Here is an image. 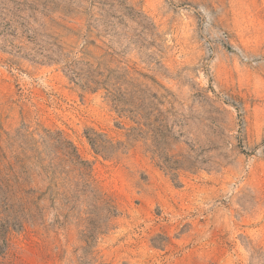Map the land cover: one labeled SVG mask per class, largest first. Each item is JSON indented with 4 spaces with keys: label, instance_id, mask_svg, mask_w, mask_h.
<instances>
[{
    "label": "rangeland",
    "instance_id": "rangeland-1",
    "mask_svg": "<svg viewBox=\"0 0 264 264\" xmlns=\"http://www.w3.org/2000/svg\"><path fill=\"white\" fill-rule=\"evenodd\" d=\"M59 139L103 232L39 176ZM0 264H264V0H0Z\"/></svg>",
    "mask_w": 264,
    "mask_h": 264
},
{
    "label": "trees",
    "instance_id": "trees-1",
    "mask_svg": "<svg viewBox=\"0 0 264 264\" xmlns=\"http://www.w3.org/2000/svg\"><path fill=\"white\" fill-rule=\"evenodd\" d=\"M111 94V101L114 104V108L122 116H126L131 120L135 121L136 124L142 125V121L145 123L143 126L149 130L152 126L151 123H158V118L155 117L153 113H148L146 111H140V107L133 101L131 97L125 96L119 92L109 91ZM139 110V111H138ZM162 127V126H161ZM142 129V128H141ZM89 140L97 153L105 154L110 150V145L108 141L99 140L97 138L89 137ZM54 157L43 158L40 154L38 155L39 168L41 169V175L49 181V189L52 191L55 201L56 196H64L67 205L71 204L73 206H78L83 202L86 207H88L93 212H101L102 215H94V218L90 219V224L92 228L90 231L92 233L103 232L106 227H109L113 220L118 217L117 206L115 202L102 194L97 190L93 184L92 175L90 167L79 155L77 149L69 142L59 139L56 141ZM46 164V165H45ZM65 175L71 185L64 186L65 181L62 180V176ZM21 188V192L26 194V197L21 199L26 205H33L37 203L35 200H42V197H37L36 190H25L22 186L23 183L20 182V178L15 176V183ZM9 186V184H8ZM64 188V192L59 194L61 188ZM12 191V186H10ZM15 194V193H13ZM52 199V201L54 200ZM81 199L83 201H81Z\"/></svg>",
    "mask_w": 264,
    "mask_h": 264
}]
</instances>
